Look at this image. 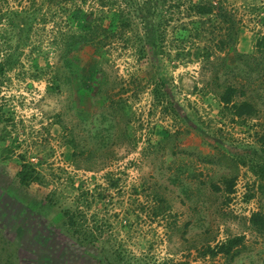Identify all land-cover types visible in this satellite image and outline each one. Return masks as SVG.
Returning a JSON list of instances; mask_svg holds the SVG:
<instances>
[{"label": "rangeland", "instance_id": "rangeland-1", "mask_svg": "<svg viewBox=\"0 0 264 264\" xmlns=\"http://www.w3.org/2000/svg\"><path fill=\"white\" fill-rule=\"evenodd\" d=\"M217 1L240 31L242 54L213 48L223 38L221 17L206 20L214 34L179 42L176 30L190 18L174 12L158 57L143 64L118 41L108 48L111 100L103 103L75 77L47 88L60 66L58 29H68L63 15L71 3L54 9L47 0H0V16L28 23L26 45L17 49L13 30L0 24L3 37L13 38L8 50L20 56L0 87V264H102L109 249L113 264H264V232L249 223L253 212L264 213V179L250 167L264 149V50L255 46L264 35V0ZM96 2L83 5L90 19ZM203 44L209 57L194 59L190 48ZM41 57L50 66L36 77ZM162 80L168 96L158 100ZM226 83L243 87L255 116L232 118L218 100ZM33 161L42 163L54 206H33L38 187L18 185L17 167ZM76 201L96 243L78 244L66 230L63 205ZM237 235L243 242L232 260L205 253Z\"/></svg>", "mask_w": 264, "mask_h": 264}, {"label": "trees", "instance_id": "trees-1", "mask_svg": "<svg viewBox=\"0 0 264 264\" xmlns=\"http://www.w3.org/2000/svg\"><path fill=\"white\" fill-rule=\"evenodd\" d=\"M47 1L54 4V9H63L62 4L65 2H70L72 5L71 9H67L63 15L68 23V29H58V39L60 47H62L60 66L53 71L47 88H58L68 79L75 77L81 82V90L89 91L91 95L99 97L103 103L107 100L110 101V90L107 87L109 79L103 73L104 65L109 62L108 54L110 51L108 48L118 41L123 44L124 49H131L143 64H145V59H149L151 56L158 57L162 53L168 27H171V22L175 20L174 12H178L179 17L186 11L185 17L190 18L187 23L180 22L182 26L178 31L175 29L179 42H184L191 36L200 38L206 36L207 33L214 34V30L209 31L206 27V20L211 21L221 17L224 21H222L224 23L222 26L223 38L219 37L213 43V48L217 51L229 49V51L241 53L236 46L240 39V31L235 28L232 16L217 0H96L98 7L95 11L97 12L92 19L88 17L89 13L83 7L86 0ZM20 13L23 12H19V15ZM36 18V11L33 10V24ZM2 20L6 21L3 23L6 29L11 28L13 30L12 37L16 36L15 48L25 46V39L28 35H24L25 38H23L22 30L28 23L22 28L13 22L11 15L4 18L1 15L0 24H2ZM12 37L4 38L3 34L0 33V87L4 82L6 73L11 71L20 59V56L16 54V49L14 51L8 50L11 42H13ZM175 41L177 42L176 39ZM255 46L259 50H264V35L256 40ZM176 48L179 50L178 45ZM196 49H198L197 55H195ZM189 53L194 59L200 56L209 57L208 47L205 44L200 47L192 46ZM39 61H42V64ZM34 66L35 72H37L36 77H41L47 70L45 68L50 65L45 57H41L39 60H35ZM63 67L66 69V73L62 77L60 71ZM96 77H100V80H94ZM90 81L93 84L89 85ZM163 83L162 80L155 85V94L158 100L168 96L164 89L165 83ZM219 87L221 91L218 93V100L229 110L232 118L245 119L256 115L255 105L250 100L242 98L245 97V90L242 86L226 83L223 86L219 85ZM117 104L121 110H125L123 102L119 101ZM1 121L2 113L0 112ZM261 139L264 141V136ZM262 151L261 161H253L250 167L255 174L264 179V149ZM74 154L72 151V156ZM41 164L40 161H33V164L21 163L16 169V180L21 188H27L32 183L38 187V192L42 196L37 193L39 199L36 200L37 195H33V206L38 207L46 204L54 206L57 204V199L54 192L49 193L50 191L44 181V174L39 168ZM233 185L234 178H228L224 182L223 191L228 194L231 193ZM213 187L216 190L221 189L217 185H213ZM78 202L63 205L62 216L66 230L78 244H84L85 240L96 243L97 237L89 233L83 226L82 211ZM249 223L256 231L264 232V213L261 211L253 212L249 218ZM242 242V235L227 237L213 247L207 246L205 253L208 252L213 256L221 254L228 260H232L239 254L238 246ZM114 253L120 260V254L117 251ZM103 259L106 261L102 264H113L110 263L114 259L112 249L103 253Z\"/></svg>", "mask_w": 264, "mask_h": 264}]
</instances>
